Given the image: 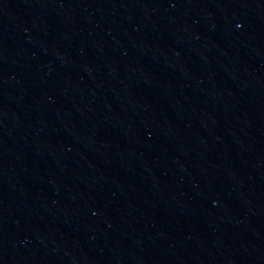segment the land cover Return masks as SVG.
Listing matches in <instances>:
<instances>
[{
	"label": "water",
	"instance_id": "1",
	"mask_svg": "<svg viewBox=\"0 0 264 264\" xmlns=\"http://www.w3.org/2000/svg\"><path fill=\"white\" fill-rule=\"evenodd\" d=\"M0 264H264V0H0Z\"/></svg>",
	"mask_w": 264,
	"mask_h": 264
}]
</instances>
